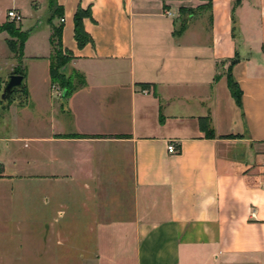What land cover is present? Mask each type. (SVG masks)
I'll use <instances>...</instances> for the list:
<instances>
[{"label":"crops","instance_id":"0c3cea01","mask_svg":"<svg viewBox=\"0 0 264 264\" xmlns=\"http://www.w3.org/2000/svg\"><path fill=\"white\" fill-rule=\"evenodd\" d=\"M209 1L174 36L180 9ZM57 3L66 71L86 80L67 100L49 0H0V27L15 10L28 34L20 64L0 32V78L22 66L29 94L0 119V264H264V0Z\"/></svg>","mask_w":264,"mask_h":264},{"label":"trees","instance_id":"16d2710c","mask_svg":"<svg viewBox=\"0 0 264 264\" xmlns=\"http://www.w3.org/2000/svg\"><path fill=\"white\" fill-rule=\"evenodd\" d=\"M50 9L52 11L51 19L49 23L52 27V36H51V47L52 53L49 58L50 67V80L52 85H57L61 88L63 92V99L67 100L75 91L82 88L86 84V80L84 76L77 72H72L70 74L67 73L66 68L67 66L73 61V53L69 50H65L62 44V31L63 25H55L53 20L56 18L63 17V9L58 5L57 0H49ZM212 10V3L209 1L208 4L198 7L197 9H190V8H181L180 9V16L175 21L176 22V30L174 32V36L179 37L181 36L188 25L192 21V19L197 16V14H201L203 12ZM91 17L90 9H83L81 7L78 8L75 16H74V35L75 40L78 44L80 49H83L88 44L92 43L91 36L85 31L84 29V19ZM212 20V19H211ZM0 32H7L10 36V39L7 40L8 49L12 54H14L19 63L22 64L23 53L26 41L28 39V34L23 32L21 28L16 25L15 22H8L0 27ZM237 59H232L229 61V67L227 71V78H228V87L232 98L238 105V107L242 106L241 99H242V90L238 83L234 80L233 77V68L237 64ZM227 62H222L220 65L224 66ZM219 67V64H218ZM13 74L22 75L24 79L27 77L26 70L20 66L18 70H15ZM219 76H216L218 79ZM14 93H21L24 95V99L20 101V106H25L28 104L29 94L27 91V85L24 83L23 87L20 89H15ZM16 94V95H17ZM16 99L13 98V95L10 96L6 102L8 106H10ZM0 102H3L2 100ZM211 136L214 134L211 132ZM77 138H84L82 136H78ZM225 138H232V136H228Z\"/></svg>","mask_w":264,"mask_h":264},{"label":"water","instance_id":"95a60500","mask_svg":"<svg viewBox=\"0 0 264 264\" xmlns=\"http://www.w3.org/2000/svg\"><path fill=\"white\" fill-rule=\"evenodd\" d=\"M24 77L22 75L13 74L8 78V81L4 87L2 100H7L14 92L15 89L23 87ZM63 97V95H62Z\"/></svg>","mask_w":264,"mask_h":264},{"label":"rangeland","instance_id":"374dc122","mask_svg":"<svg viewBox=\"0 0 264 264\" xmlns=\"http://www.w3.org/2000/svg\"><path fill=\"white\" fill-rule=\"evenodd\" d=\"M3 56H4V51L0 48V62L1 63H3ZM19 68L20 67L16 68V70H18ZM41 68H42V66H41ZM35 69H40V68H35ZM8 73H10V69H7V72L4 71V70L1 71V74H2L3 77L0 78V101L2 100L3 89L5 87L4 83H2V80H7V78L4 77V76H7L6 74H8ZM16 94L17 93L12 94L13 95V98H15ZM18 104H20V102H18ZM4 105H6V102H4V101L3 102H0V119L8 117L7 114H4L5 113L3 111Z\"/></svg>","mask_w":264,"mask_h":264},{"label":"built area","instance_id":"2783aa9c","mask_svg":"<svg viewBox=\"0 0 264 264\" xmlns=\"http://www.w3.org/2000/svg\"><path fill=\"white\" fill-rule=\"evenodd\" d=\"M168 15H170V13H168ZM8 18L12 21V22H15L16 24H19L21 21H22V16L20 14H18L15 10H11L9 11L8 13ZM61 22L63 23L64 22V19L62 18L61 19ZM58 93V96L59 97H62L63 95V92L62 91H59L57 90ZM168 151L170 153H176L177 152V149L174 145V143H171L169 146H168ZM262 169V172L264 173V165H262L261 167Z\"/></svg>","mask_w":264,"mask_h":264}]
</instances>
